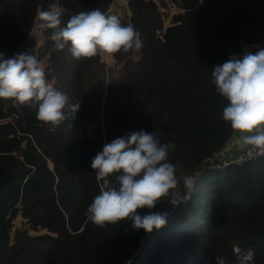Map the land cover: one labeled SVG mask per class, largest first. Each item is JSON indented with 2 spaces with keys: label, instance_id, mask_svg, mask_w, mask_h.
Returning a JSON list of instances; mask_svg holds the SVG:
<instances>
[{
  "label": "trees",
  "instance_id": "trees-1",
  "mask_svg": "<svg viewBox=\"0 0 264 264\" xmlns=\"http://www.w3.org/2000/svg\"><path fill=\"white\" fill-rule=\"evenodd\" d=\"M169 1L183 11L165 27L167 0H128L130 15L117 16L141 34L143 47L109 64L98 56L76 60L70 45L57 50L53 30L35 24L37 12L52 4L64 9L61 26L80 11L116 15L113 0H2L0 53L35 50L48 60L46 79L69 106L81 107L72 119L66 106V119L52 132L37 121L36 108L0 99V264H215V256L236 264L234 247L252 248L250 264H264V158L203 168L234 135L213 68L264 47V0ZM139 130L175 144L168 161L177 180L198 174L199 193L177 208L158 204L152 211L169 216L152 234L130 222L101 229L84 215L102 183L92 159L105 143ZM18 217L25 227L15 229Z\"/></svg>",
  "mask_w": 264,
  "mask_h": 264
},
{
  "label": "clouds",
  "instance_id": "clouds-1",
  "mask_svg": "<svg viewBox=\"0 0 264 264\" xmlns=\"http://www.w3.org/2000/svg\"><path fill=\"white\" fill-rule=\"evenodd\" d=\"M64 13L58 4L38 11L35 27L53 30L50 39L57 50L69 46L76 59L100 57L111 61L121 52L138 53L143 47L141 34L129 24H121L117 15H107L100 8L80 11L61 26ZM216 92L227 101L223 120L229 123L234 138L245 149L248 158L264 156V47L233 55L212 71ZM0 99H10L21 106L37 109L36 119L55 132L66 119V106L71 118L81 103L68 105V97L46 79L44 62L34 54L18 53L11 58L0 53ZM174 143L162 144L155 132L133 131L105 143L92 159L91 168L100 183V194L89 204L84 215L101 229L108 225L131 223L134 231L152 234L167 223L168 213L152 211L167 201L179 206L190 198L195 180L185 176L184 190H178L177 167L168 161ZM148 209L144 214L138 210ZM236 264H250L255 252L234 247ZM215 264H227L215 256Z\"/></svg>",
  "mask_w": 264,
  "mask_h": 264
},
{
  "label": "built area",
  "instance_id": "built-area-1",
  "mask_svg": "<svg viewBox=\"0 0 264 264\" xmlns=\"http://www.w3.org/2000/svg\"><path fill=\"white\" fill-rule=\"evenodd\" d=\"M169 2V5L172 9L178 11V12H182L183 10L180 9L177 4L174 3H170L169 0H167ZM3 5L2 0H0V10L1 7ZM259 47H263V46H259ZM264 158V156H256L254 158H248L247 154H246V149L243 147L242 150L232 154V155H226L223 153V149L222 150H218L213 152L211 155H209L208 157H206L203 160V168L205 169H210V170H223L225 168L231 167V166H235V165H244V164H251L254 163L255 161ZM185 176L188 177H192L195 180V184L197 182V179L199 177V175H194V174H188V175H183L180 178H178V180H183V178ZM194 191V190H193ZM193 191L190 194V198L186 199V200H182L179 201V206L187 201H189L193 195ZM183 194V193H182ZM173 206V205H172ZM178 206H173V208H177ZM163 213V212H162ZM167 213V212H166ZM169 216V213H168Z\"/></svg>",
  "mask_w": 264,
  "mask_h": 264
},
{
  "label": "crops",
  "instance_id": "crops-1",
  "mask_svg": "<svg viewBox=\"0 0 264 264\" xmlns=\"http://www.w3.org/2000/svg\"><path fill=\"white\" fill-rule=\"evenodd\" d=\"M112 14H116L118 16H129V10H128V0H113V3L111 5V8L109 10ZM38 35L39 32L36 31ZM107 63H111V61H106ZM235 134L231 138L230 142L225 146L223 149V153L226 155H232L240 150L243 149V146L237 142V140L234 138Z\"/></svg>",
  "mask_w": 264,
  "mask_h": 264
},
{
  "label": "rangeland",
  "instance_id": "rangeland-1",
  "mask_svg": "<svg viewBox=\"0 0 264 264\" xmlns=\"http://www.w3.org/2000/svg\"><path fill=\"white\" fill-rule=\"evenodd\" d=\"M161 1V0H160ZM161 3V2H159ZM165 10L162 11L163 13V17H164V24H165V27H169L172 25V19L175 15L179 14L178 11L170 8H164ZM33 38L37 39L39 41V43L41 44V46H43L42 44V40L41 38L39 37V35L34 31L33 32ZM27 53H30V54H34L36 57H38L37 53L35 52V50H33V52L30 50L28 51ZM44 62V66L46 67L47 63H48V60L45 58L43 60ZM199 183L198 184H195V189H194V194H196L197 192L199 193ZM15 229H18V228H23L25 227V223L23 221V219L21 217H18L16 220H15Z\"/></svg>",
  "mask_w": 264,
  "mask_h": 264
}]
</instances>
